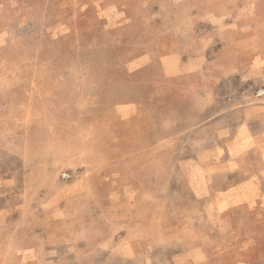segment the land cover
<instances>
[{
    "label": "rangeland",
    "instance_id": "1",
    "mask_svg": "<svg viewBox=\"0 0 264 264\" xmlns=\"http://www.w3.org/2000/svg\"><path fill=\"white\" fill-rule=\"evenodd\" d=\"M0 264H264V0H0Z\"/></svg>",
    "mask_w": 264,
    "mask_h": 264
}]
</instances>
